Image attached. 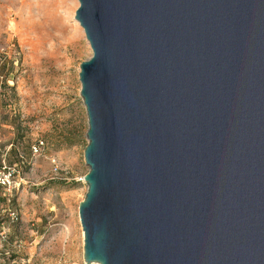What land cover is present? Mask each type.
<instances>
[{"label": "water", "instance_id": "1", "mask_svg": "<svg viewBox=\"0 0 264 264\" xmlns=\"http://www.w3.org/2000/svg\"><path fill=\"white\" fill-rule=\"evenodd\" d=\"M79 202L98 264H264V0H79Z\"/></svg>", "mask_w": 264, "mask_h": 264}, {"label": "rangeland", "instance_id": "2", "mask_svg": "<svg viewBox=\"0 0 264 264\" xmlns=\"http://www.w3.org/2000/svg\"><path fill=\"white\" fill-rule=\"evenodd\" d=\"M5 1L0 0V264H98L84 261L78 212L88 171L79 64L92 54L83 28L81 34L73 30L79 27L73 18L79 0L71 15L62 8L48 23L9 2L16 0Z\"/></svg>", "mask_w": 264, "mask_h": 264}, {"label": "bare ground", "instance_id": "3", "mask_svg": "<svg viewBox=\"0 0 264 264\" xmlns=\"http://www.w3.org/2000/svg\"><path fill=\"white\" fill-rule=\"evenodd\" d=\"M68 1L70 0H16V2L15 1H9V2L13 3L12 5L14 7L21 6L22 8L20 10H24L25 7H28L30 9V12H28L29 14H31L33 11H36L40 17L42 16V20L48 23L52 21L53 18L56 17L57 13L62 8L65 9L64 13L71 15L72 9L75 6L76 1L73 0L71 5H68L69 3ZM6 3H8V0ZM34 15L36 16V14L33 13V16ZM77 25L79 27L75 26L73 27V30L74 32L76 31V34H81L80 31L82 30V27L79 22H77ZM65 30H67V28H65Z\"/></svg>", "mask_w": 264, "mask_h": 264}, {"label": "trees", "instance_id": "4", "mask_svg": "<svg viewBox=\"0 0 264 264\" xmlns=\"http://www.w3.org/2000/svg\"><path fill=\"white\" fill-rule=\"evenodd\" d=\"M2 167V165L0 164V168Z\"/></svg>", "mask_w": 264, "mask_h": 264}]
</instances>
